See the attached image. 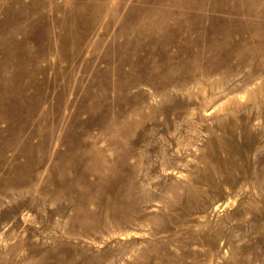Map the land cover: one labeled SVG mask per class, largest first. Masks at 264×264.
I'll list each match as a JSON object with an SVG mask.
<instances>
[{
    "label": "rangeland",
    "instance_id": "rangeland-1",
    "mask_svg": "<svg viewBox=\"0 0 264 264\" xmlns=\"http://www.w3.org/2000/svg\"><path fill=\"white\" fill-rule=\"evenodd\" d=\"M0 264H264V0H0Z\"/></svg>",
    "mask_w": 264,
    "mask_h": 264
},
{
    "label": "bare ground",
    "instance_id": "bare-ground-1",
    "mask_svg": "<svg viewBox=\"0 0 264 264\" xmlns=\"http://www.w3.org/2000/svg\"><path fill=\"white\" fill-rule=\"evenodd\" d=\"M176 2V1H175ZM177 4V3H176ZM165 13V12H164ZM164 16V15H163ZM156 18V16H154V17H152L151 18V24L153 25V26H151V32H161V31H165V30H171L170 29V26H168V25H165V23L164 22H162V21H158L157 20V18ZM150 24V25H151ZM173 39H169L168 41L171 43V41H172ZM122 136V135H121Z\"/></svg>",
    "mask_w": 264,
    "mask_h": 264
}]
</instances>
